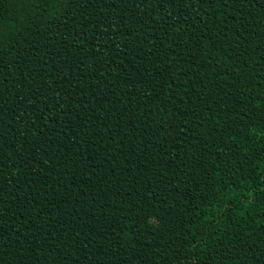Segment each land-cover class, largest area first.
Masks as SVG:
<instances>
[{
    "label": "trees",
    "instance_id": "16d2710c",
    "mask_svg": "<svg viewBox=\"0 0 264 264\" xmlns=\"http://www.w3.org/2000/svg\"><path fill=\"white\" fill-rule=\"evenodd\" d=\"M0 264H264V0H0Z\"/></svg>",
    "mask_w": 264,
    "mask_h": 264
}]
</instances>
